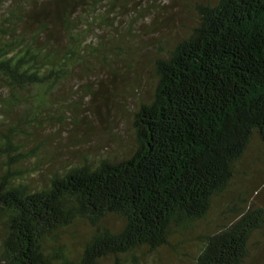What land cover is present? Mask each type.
Segmentation results:
<instances>
[{"label":"trees","instance_id":"1","mask_svg":"<svg viewBox=\"0 0 264 264\" xmlns=\"http://www.w3.org/2000/svg\"><path fill=\"white\" fill-rule=\"evenodd\" d=\"M41 2L0 0V100L14 109L41 103L90 57L107 63L93 45L85 54V42L103 7L127 3ZM188 33L152 62L155 94L135 114L129 157L58 171L39 188L19 158L0 175V264H140L164 247L181 254L173 240L209 217L253 142L264 145V0L206 1ZM83 224L91 232L79 237ZM263 230L264 211L244 210L200 238L192 263L245 264Z\"/></svg>","mask_w":264,"mask_h":264},{"label":"rangeland","instance_id":"2","mask_svg":"<svg viewBox=\"0 0 264 264\" xmlns=\"http://www.w3.org/2000/svg\"><path fill=\"white\" fill-rule=\"evenodd\" d=\"M66 1L70 0L41 3ZM124 1L127 3L102 8L85 42V54L93 45L98 54L108 57L107 63L90 57L89 63L73 68L57 88L47 89L45 99L36 105L14 109L0 100V175L13 161L17 167L15 159L19 158V166L28 173L25 180L39 188L58 171L85 163L95 165L103 159H124L135 151L134 117L141 104L154 97L157 84L153 60L189 35L198 20V6L211 0ZM30 6L35 7L34 3ZM39 92L31 93L37 96ZM8 137L19 149L10 150ZM237 172L230 189L216 199L209 217L189 234L173 240L174 244L183 242L178 247L181 254L164 247L140 264H193L203 235L215 232L244 210L264 211V145L254 141ZM240 209L243 211L238 212ZM90 232L83 224L78 236ZM3 233L0 223V243ZM65 243L72 250L79 246L69 236ZM245 264H264V230L254 239Z\"/></svg>","mask_w":264,"mask_h":264}]
</instances>
